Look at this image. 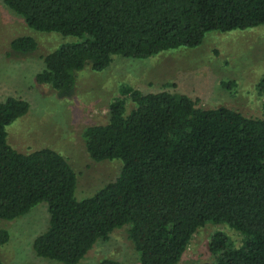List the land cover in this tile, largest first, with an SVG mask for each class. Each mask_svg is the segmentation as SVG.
<instances>
[{"label":"trees","instance_id":"1","mask_svg":"<svg viewBox=\"0 0 264 264\" xmlns=\"http://www.w3.org/2000/svg\"><path fill=\"white\" fill-rule=\"evenodd\" d=\"M3 1L31 28L78 39L44 55L45 68L36 75L61 94L74 90L78 71H102L114 55L148 58L196 47L209 31L264 25V0ZM10 47L28 55L38 43L24 35ZM29 108L22 98L0 100V218L47 205L48 227L33 241L38 257L79 264L97 241L128 225L140 264H177L194 233L212 222L239 232L242 242L236 246L215 231L208 247L214 261L200 264H264L263 118L198 107L184 93L123 85L108 122L82 134L93 160L120 159L121 172L78 200L77 175L63 155L51 148L22 153L8 143L7 126ZM9 237L0 229V246ZM98 264L123 263L104 258Z\"/></svg>","mask_w":264,"mask_h":264},{"label":"rangeland","instance_id":"2","mask_svg":"<svg viewBox=\"0 0 264 264\" xmlns=\"http://www.w3.org/2000/svg\"><path fill=\"white\" fill-rule=\"evenodd\" d=\"M24 35L36 39L37 51L26 55L11 49V41ZM77 40L31 28L0 0V100L12 96L30 104L27 114L7 126L8 143L22 153L51 148L63 155L76 172L78 200L93 195L121 172L120 159L93 160L82 134L90 125L108 122L110 104L119 97L123 85L143 93H184L196 100L198 107L226 106L248 117L264 119V25L209 31L196 47H179L148 58L114 55L102 71L90 66L78 71L75 88L67 94L38 83L36 75L45 68L44 55ZM131 107L129 101L128 111ZM48 222L45 203L13 220L0 218V229L8 230L10 235L9 241L0 246L4 264H61L38 257L33 249L34 239L47 229ZM128 227L115 229L106 241H97L79 264H98L104 258L140 264L128 239ZM218 230L236 246L242 242L243 236L228 225L209 222L194 233L177 264L213 262L215 257L208 247L211 235Z\"/></svg>","mask_w":264,"mask_h":264}]
</instances>
